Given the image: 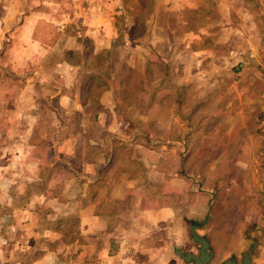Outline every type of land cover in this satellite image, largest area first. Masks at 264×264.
Listing matches in <instances>:
<instances>
[{
    "label": "rangeland",
    "instance_id": "374dc122",
    "mask_svg": "<svg viewBox=\"0 0 264 264\" xmlns=\"http://www.w3.org/2000/svg\"><path fill=\"white\" fill-rule=\"evenodd\" d=\"M259 5L260 0H0V21L10 20V33L19 20L38 15L45 22L40 40L51 45L45 20H55L62 24L63 46L40 55L23 52L16 33L0 30V264H180L172 253L159 255L164 263H148L154 243L168 238L158 224L147 230L142 209L176 202L183 212L196 213L184 206L199 202L202 214L208 197L192 194V184L214 196V214L228 207L242 214L239 229H249L261 214L264 223V165H228V158L242 153L228 149L245 136L224 137L222 112L217 114L228 84L250 75L238 64L252 42L249 20ZM61 61L76 66L58 67ZM53 85L74 101L62 104ZM208 107L217 114L211 121ZM111 133L118 138L112 140ZM260 139L252 134L251 145L259 142L261 149ZM182 141L189 144L178 156ZM135 144L146 150L137 152ZM161 144L167 149L160 150ZM258 152L246 154L263 157ZM127 153L138 163L129 169ZM101 154L112 168L99 169L94 180V166L86 162ZM142 166L152 180L127 187L124 172L137 180ZM158 173L173 176L165 188L153 181ZM179 173L190 179L174 177ZM111 183L115 193L129 189L134 201L131 221L122 212L115 217L118 224L130 223L120 232L108 230L115 222L107 217L99 221L103 229H95L91 214L94 194ZM102 204L106 209L110 201Z\"/></svg>",
    "mask_w": 264,
    "mask_h": 264
},
{
    "label": "crops",
    "instance_id": "0c3cea01",
    "mask_svg": "<svg viewBox=\"0 0 264 264\" xmlns=\"http://www.w3.org/2000/svg\"><path fill=\"white\" fill-rule=\"evenodd\" d=\"M258 7L260 12L256 13L255 11H252L254 13L252 14L249 20L250 23H252L255 27L253 31L249 32L252 42L248 46H246L245 50L242 51V53L246 54V57L245 59L241 58L242 62L238 64L240 67V71H243L244 73L250 72V75L246 76L245 78H238L237 80H234L233 82L228 84V88L223 92V94L219 98L220 100L218 103H222V105L220 108L217 109V114L220 111L222 112L220 114V117L225 123H223V126L221 127V129H224V131L220 132L222 135H224V137L227 136L229 140L232 135L239 134L240 132V134H243V136H245L244 138L239 139V146H237V144V147L231 146L229 149L227 148L230 151L239 150L242 152L238 156L236 155L235 157L227 159L228 165L239 168L240 170H245L251 165H264V145H262V148L260 149L259 142L254 145H251L250 142L252 134L261 136L260 140L264 142V137H262L264 136V0H260V5ZM251 10L254 9L251 8ZM5 19L6 21H0V30L2 29L10 33L8 28V22L10 20H8L7 18ZM45 21L50 25L52 31L50 37L53 38L54 41H52L51 45H48L49 43L45 44L42 40H40L39 37L40 29L42 28V25L45 24V22H43V17L32 14L26 17L25 19L19 20L17 25L13 27L12 32L10 34L12 35L16 33L15 35L18 39V44L21 51L26 52L29 50L31 54L33 51V53H37V55H40L43 53L41 52V50L45 49L47 53L50 47L55 48L56 46L60 50L63 49V46H59L61 44L59 42L58 37V35H60L59 31L62 30L60 28L62 24L59 23L58 25H55V20H52L50 22L47 19ZM31 61L32 60H29L27 67L31 63ZM61 62L63 63L58 64V67H63L65 65H69L70 67L71 65L72 67L76 66L75 64L73 65L71 63H66V61ZM53 86L54 88H56V94H58L59 101L62 104L63 102L65 103L66 100H70L71 102L74 101L73 97H70L71 93H69L70 96L66 94L62 86ZM209 108L210 107L207 108L208 110L205 116L207 117V120L210 119L211 121L214 118V115L217 114L214 111L209 112ZM251 120H255L253 125L250 123ZM235 127H239L241 129ZM254 130L256 132H253ZM112 133L110 137L112 138V140L113 138H118L117 135H114ZM99 140H101V138H99ZM97 142L98 141H96L95 143L97 144ZM187 144L189 143H184L178 146V148L176 149V153L178 154V156L182 153L180 149H184L183 147L187 146ZM110 146L112 148L113 144H110ZM135 146L139 147L137 152H140V150H146L145 145L135 144ZM141 146L142 149L140 148ZM158 147L160 150L167 149V147L163 144L158 145ZM169 149L171 150V148ZM211 149L214 151V147ZM147 150L149 149L147 148ZM259 150L262 151L258 152ZM246 151L258 152L263 157H249L250 154L247 155ZM129 154L130 153H127L128 156L126 155L127 158L125 159V166H127L128 169L134 167L135 164H138L136 162L137 160H135L133 156ZM204 158V162L205 164H207L209 160L206 158V156ZM107 162L108 157L103 154H101V156L98 157L97 160L94 162H86V164H88L89 166H94V180L99 179V176H97L99 169L105 167V169L107 168L108 170L109 165L111 164H107ZM204 162L202 163L204 164ZM183 163L184 162L181 159L178 164L181 166L180 169H182ZM165 164L166 161H164L163 165ZM111 168L112 167H110L109 169ZM125 169L127 170V168ZM128 171L124 172V182L127 187L129 186V184H135V182L145 184L149 183L152 180V177L149 174L144 173V167L142 169L143 173L139 176V179L137 180H133L131 175L128 174L130 173ZM179 174L180 175L175 174L174 177L182 176L184 178L183 175H185V173ZM185 177L186 180L188 178L190 179V174L185 175ZM153 178L154 182L158 181V184L160 186L159 188L162 189L163 187H166L168 178L170 180L173 178V176H169L166 173L164 175L162 174L161 176V173H158V175H154ZM111 180L112 182L114 181V179L110 178L109 180L106 179L105 182L110 183ZM239 182L245 183L246 179L243 178ZM194 187L195 186L193 184L190 185V191L192 192V194H195L197 192V194L200 193L202 197H208L207 205L205 206L204 212L202 214L197 212L198 208L201 205L199 204V202L192 204V206H190L191 202L187 203L188 205H185L184 207H186L188 210H191L192 212L196 211V213H188L183 212L176 202L173 204H166L163 202L161 203L160 199L158 206L152 207L151 204H147L146 208L144 207L145 209H142L144 214L140 211L142 215L145 216L144 223L149 226L147 229L148 231L154 229L156 230L157 226H153V224H158L157 230H164L165 235L168 238L164 240L165 243L163 244L160 242L158 244L154 243V246L156 248L152 249L153 260H148V263H155L156 260L160 263H164L160 261L159 255L172 253V256H177L178 258V260L174 259L176 263L189 264L185 262L181 256H179V252H192L194 254L199 253V243L194 241L191 235V230L193 229V226L196 225V227H194L195 232L201 236H204L209 242L210 250L212 252L209 264H221L226 259L232 256L234 257L236 264H240V261L242 260L245 254L244 252L249 250V248L252 246L254 247V250L250 256V264H264V223L260 222L261 220H263L261 218L263 217V214H261L258 219H255V223L250 222L249 229H246V227L239 229L235 224L236 222L238 223L241 221L242 214L237 215L229 212V207L228 210L223 213L214 214L213 209L216 205V203L213 202L214 196L212 195L209 199V192L207 190L195 191ZM107 190L108 191L105 190L104 192L103 190H99L98 192H96V194H94L96 206L94 212H91V214H94L95 216V229H103V224L99 223V221L107 217V219L111 218V223L115 222L111 228H108V230H112V232H115V230L117 232H120V230H127V228L131 227L129 221H125L126 223L118 224L120 222V219L117 218L115 220V217L117 215H120V213L122 212L126 215L127 218H129L130 216L131 221V215H133L134 211V201L131 193L129 192L130 190L124 188V192H122L121 194H119L118 192L115 193L116 186L113 183H111V185L107 187ZM145 190V187H143L142 185L141 191L145 193ZM133 193H136V191H134ZM176 195L177 194H175V198H177ZM142 198H145L143 194ZM104 199L110 201V204L109 206H106V209L102 204V201ZM100 203L102 205L99 210ZM85 207H87V205H85L84 208ZM99 211L101 213H99ZM80 214H84L85 218L87 219L89 213L82 208L80 210ZM112 241L114 240L111 239V242ZM170 248L172 249L171 252L169 251ZM156 256H158V259L156 258Z\"/></svg>",
    "mask_w": 264,
    "mask_h": 264
},
{
    "label": "water",
    "instance_id": "95a60500",
    "mask_svg": "<svg viewBox=\"0 0 264 264\" xmlns=\"http://www.w3.org/2000/svg\"><path fill=\"white\" fill-rule=\"evenodd\" d=\"M194 227H196V225L193 226V229L191 230V235L193 240L199 243V253L194 254L192 252H179V256H181L182 259L189 264H209L212 255L209 242L204 236H201L196 233ZM253 250V246L249 248L247 253L244 254L242 260L240 261V264H250V256ZM221 264H236V261L232 256L226 259Z\"/></svg>",
    "mask_w": 264,
    "mask_h": 264
},
{
    "label": "flooded vegetation",
    "instance_id": "af4514ba",
    "mask_svg": "<svg viewBox=\"0 0 264 264\" xmlns=\"http://www.w3.org/2000/svg\"><path fill=\"white\" fill-rule=\"evenodd\" d=\"M248 251V250H247ZM247 251L246 252H244V253H247Z\"/></svg>",
    "mask_w": 264,
    "mask_h": 264
}]
</instances>
